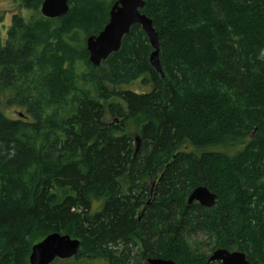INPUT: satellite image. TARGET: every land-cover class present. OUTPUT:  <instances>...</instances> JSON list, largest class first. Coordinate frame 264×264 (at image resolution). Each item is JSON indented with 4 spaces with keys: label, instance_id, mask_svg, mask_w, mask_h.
<instances>
[{
    "label": "trees",
    "instance_id": "trees-1",
    "mask_svg": "<svg viewBox=\"0 0 264 264\" xmlns=\"http://www.w3.org/2000/svg\"><path fill=\"white\" fill-rule=\"evenodd\" d=\"M17 1L37 11L43 0ZM114 1L13 16L0 38V264H28L51 233L102 264H202L208 256L188 244L200 232L211 252L264 264V0H144L162 76L138 25L90 64L86 39ZM16 107L23 114L10 117ZM198 186L216 194L214 207L187 204Z\"/></svg>",
    "mask_w": 264,
    "mask_h": 264
},
{
    "label": "water",
    "instance_id": "water-1",
    "mask_svg": "<svg viewBox=\"0 0 264 264\" xmlns=\"http://www.w3.org/2000/svg\"><path fill=\"white\" fill-rule=\"evenodd\" d=\"M145 5L144 0H116L109 10L108 22L104 28L86 39V50L88 60L93 67H99L111 54L119 51L122 39L130 32L134 25L141 27L148 37L152 51L149 63L153 69L163 75L159 61V41L154 30L152 20L141 13ZM69 0H43L40 5L42 17L47 19L60 18L68 13ZM117 120V119H116ZM115 120V121H116ZM136 150L139 147L140 139L136 137ZM264 179V176H262ZM217 196L204 186L195 187L187 197V204L196 202L202 207L211 208L216 203ZM80 246L77 239H72L68 235L51 233L41 241L35 243L31 249L28 264H51L54 260H64L73 258ZM147 264H175L172 260L162 258H148ZM251 264L242 252L229 251L226 249H216L212 252L207 261L202 264ZM201 264V263H195Z\"/></svg>",
    "mask_w": 264,
    "mask_h": 264
},
{
    "label": "rangeland",
    "instance_id": "rangeland-1",
    "mask_svg": "<svg viewBox=\"0 0 264 264\" xmlns=\"http://www.w3.org/2000/svg\"><path fill=\"white\" fill-rule=\"evenodd\" d=\"M100 1L103 3V5H106V4L111 2V0H100ZM72 6H74V3H72ZM13 15L19 16V17L23 18L25 21H27L29 19H37L39 17V15L42 16V14L40 13V10L35 11L33 9H30V8L28 9V6H26L24 1L22 4H17L13 0H0V38H1L3 44L5 43V40H6L5 37H6L7 31L10 27L9 24L11 23V17ZM73 18L74 17H71L70 19L67 20V22L66 21L65 22L68 23ZM78 37L81 40H83L82 35H79ZM76 70L77 71L83 70V66L79 65ZM128 88H130L134 91H144V92H148L150 90L148 87H145V86L140 85L138 83H133V84L129 85ZM6 96L9 97L10 93L7 92ZM2 99L0 101L5 100L4 98H2ZM8 112H9L10 117L12 116L14 118H18L19 114L20 115L23 114L22 110H20L17 107L13 108L12 110H10ZM115 120L111 121L109 119H106V121L109 122V124H112V126H118L121 128V126H123V125H121L118 120H116V121ZM125 127H126V129H130L129 134H131L130 132L132 130V126H131L130 122L127 123ZM253 136H254V133H252L250 135L251 138H253ZM132 137H135V136L132 135ZM156 190H157V186L153 184L150 187V194H151V196H154V199L156 197ZM150 201H151V198H150L148 204H150ZM140 210L144 212V207H141L138 209V211H140ZM142 215H141V217H142ZM212 240H213L212 237L208 236L207 234L200 232V234H196V235H193V236L188 238L189 248L193 253L197 254L198 256L201 254H205L206 256L209 257V255L212 253L211 252V248L213 247V241ZM135 242L137 243V246H139V248H140L141 247L140 242L139 241H135ZM232 251H238V250H232ZM213 263H215V262H213ZM213 263H211V264H213ZM52 264H102V263L95 262V261H88V260H85L82 258L73 257V258L64 259V260H57L56 259V260H54V262ZM103 264H105V263H103Z\"/></svg>",
    "mask_w": 264,
    "mask_h": 264
},
{
    "label": "flooded vegetation",
    "instance_id": "flooded-vegetation-1",
    "mask_svg": "<svg viewBox=\"0 0 264 264\" xmlns=\"http://www.w3.org/2000/svg\"><path fill=\"white\" fill-rule=\"evenodd\" d=\"M13 1H14L15 3H17V4H21V3H19L17 0H13ZM22 3H23V2H22ZM13 16H16V15H13ZM13 16H12V17H13ZM12 17H11V23L9 24L10 27H11V24H12ZM10 27H9V28H10ZM216 200H217V199H216Z\"/></svg>",
    "mask_w": 264,
    "mask_h": 264
},
{
    "label": "bare ground",
    "instance_id": "bare-ground-1",
    "mask_svg": "<svg viewBox=\"0 0 264 264\" xmlns=\"http://www.w3.org/2000/svg\"><path fill=\"white\" fill-rule=\"evenodd\" d=\"M108 14H109V13H108ZM132 27H133V26H132ZM145 35H146V34H145ZM146 37H147V36H146ZM147 40H148V37H147ZM148 42H149V40H148ZM149 45H150V43H149ZM60 235H61V234H60ZM162 259H164V258H162ZM165 260H170V259H165ZM172 261H173V260H172ZM53 262H54V261H53ZM53 262H52V263H53ZM173 262H174V261H173ZM52 263H51V264H52ZM174 263L176 264V262H174Z\"/></svg>",
    "mask_w": 264,
    "mask_h": 264
}]
</instances>
